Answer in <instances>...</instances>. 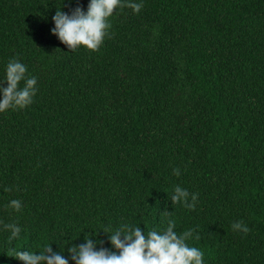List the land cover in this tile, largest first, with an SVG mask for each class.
Listing matches in <instances>:
<instances>
[{"label": "trees", "instance_id": "obj_1", "mask_svg": "<svg viewBox=\"0 0 264 264\" xmlns=\"http://www.w3.org/2000/svg\"><path fill=\"white\" fill-rule=\"evenodd\" d=\"M77 3L0 0V79L13 57L37 79L0 112V264L46 243L74 264L85 234L118 251L102 227L169 219L205 264H264V0H121L99 48L71 50L52 16ZM177 184L195 207L172 202Z\"/></svg>", "mask_w": 264, "mask_h": 264}, {"label": "clouds", "instance_id": "obj_2", "mask_svg": "<svg viewBox=\"0 0 264 264\" xmlns=\"http://www.w3.org/2000/svg\"><path fill=\"white\" fill-rule=\"evenodd\" d=\"M121 4V0H88L86 9L78 3L70 12L57 7L52 16L53 27L51 32L60 41L75 50L83 45L88 49L96 50L103 43L110 28L109 17L114 8ZM127 6L138 12L142 7V0H127ZM27 65L21 60L10 58L4 67L0 83V112L10 107L23 108L33 101L37 91V79L34 75H26ZM23 81L21 86L20 82ZM173 174L179 176V168H173ZM191 195V199H189ZM173 203L181 202L187 208L195 207L196 193H189L187 188L175 185L170 196ZM8 206L14 211L22 209V201L13 198L8 201ZM3 227L9 230L8 240H13L21 232L18 223H5ZM233 230L248 232L249 228L242 220L232 222ZM108 234V239L114 249L100 247V241L89 238L85 234L84 242L67 247L71 253L70 259L74 264H205L204 252L187 243L193 229L189 228L182 233L175 230V221L169 219L164 230L152 229L146 234L140 227L128 222H120L112 228H101ZM122 237V238H121ZM39 251L14 250V256L24 264H69V257L61 251L53 250L51 243H46Z\"/></svg>", "mask_w": 264, "mask_h": 264}]
</instances>
